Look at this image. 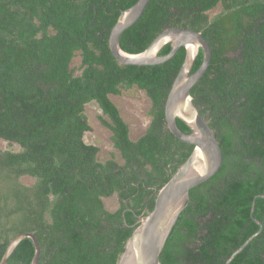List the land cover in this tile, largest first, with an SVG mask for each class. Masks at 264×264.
I'll list each match as a JSON object with an SVG mask.
<instances>
[{
    "label": "trees",
    "instance_id": "1",
    "mask_svg": "<svg viewBox=\"0 0 264 264\" xmlns=\"http://www.w3.org/2000/svg\"><path fill=\"white\" fill-rule=\"evenodd\" d=\"M137 2L0 0V139L20 148L0 149V262L14 238L31 232L39 264H117L138 218L154 209L151 194L191 155L194 146L168 129L165 112L186 49L145 66L120 64L110 49L121 11ZM170 28L201 32L211 46L192 96L220 142L223 166L191 190L161 261L225 264L260 230L250 214L255 198L264 226V0H151L121 47L141 53ZM170 51L168 44L160 54ZM203 60L200 51L192 73ZM134 87L152 102V122L137 140L111 98ZM93 102L122 163L100 160V148L85 140ZM115 195L119 208L111 211L104 199ZM34 252L25 239L7 264H31ZM231 264H264V229Z\"/></svg>",
    "mask_w": 264,
    "mask_h": 264
},
{
    "label": "water",
    "instance_id": "2",
    "mask_svg": "<svg viewBox=\"0 0 264 264\" xmlns=\"http://www.w3.org/2000/svg\"><path fill=\"white\" fill-rule=\"evenodd\" d=\"M150 1L138 0L132 7L121 11L110 34V49L120 64L133 66L163 64L172 59L181 48L186 49L185 60L168 95L165 112L168 129L179 140L193 145L194 149L171 179L160 190H155L157 197L154 209L149 214L140 216L117 264H163L161 254L190 201L191 190L213 178L223 166L220 142L192 96V89L205 75L212 60L211 46L202 33L190 28H170L159 34L141 53L130 54L121 47L122 34L141 18ZM168 44L171 51L161 55ZM200 51L204 53L203 63L192 73ZM178 120L184 122L191 132L182 131ZM255 200L250 214L260 230L236 249L225 264H231L263 232V223L254 217ZM25 239H30L35 249L31 264H39L41 245L31 232L20 234L8 244L0 264H7L15 249Z\"/></svg>",
    "mask_w": 264,
    "mask_h": 264
},
{
    "label": "rangeland",
    "instance_id": "3",
    "mask_svg": "<svg viewBox=\"0 0 264 264\" xmlns=\"http://www.w3.org/2000/svg\"><path fill=\"white\" fill-rule=\"evenodd\" d=\"M221 7L210 12L211 16H215L220 13ZM81 59L77 57L74 59L72 67L77 68L80 66ZM112 100L119 107L123 118L130 126V136L133 140H137L147 130L150 122H145L148 117V112L151 109V100L147 96L145 91L134 87L120 96H111ZM86 114L92 126V131L86 133L85 140L89 144L97 145L100 148L99 158L102 161L115 158L119 162H123L120 153L114 148L111 140V131L102 125L99 116H101V110L98 105L93 102L86 107ZM1 150H19L18 145H11L9 142L0 139ZM21 181L26 185H33L35 179L29 176H24ZM106 208L115 211L119 208V199L115 195L110 198L104 199Z\"/></svg>",
    "mask_w": 264,
    "mask_h": 264
},
{
    "label": "flooded vegetation",
    "instance_id": "4",
    "mask_svg": "<svg viewBox=\"0 0 264 264\" xmlns=\"http://www.w3.org/2000/svg\"><path fill=\"white\" fill-rule=\"evenodd\" d=\"M151 107H152V102H151ZM121 112V111H120ZM101 113H102V111H101ZM102 115V114H101ZM148 117H149V119H147L145 122H152V119H151V117L149 116V112H148ZM125 120V119H124ZM126 121V120H125ZM155 196V200H156V197H157V193H156V191L155 192H153L152 194H151V198H153ZM151 200V199H150ZM143 215H147L146 214V210L144 211V213H143ZM140 218V217H139ZM139 218H138V220H139Z\"/></svg>",
    "mask_w": 264,
    "mask_h": 264
}]
</instances>
